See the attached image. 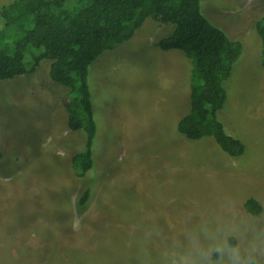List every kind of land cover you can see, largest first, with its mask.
<instances>
[{
    "label": "rangeland",
    "instance_id": "1",
    "mask_svg": "<svg viewBox=\"0 0 264 264\" xmlns=\"http://www.w3.org/2000/svg\"><path fill=\"white\" fill-rule=\"evenodd\" d=\"M201 9L244 40L217 119L245 153L231 158L213 137L177 132L190 106L191 61L161 50L171 28L147 19L89 68L94 165L78 178L72 158L86 150L87 135L68 128L70 95L50 79L51 63L32 72L29 54V73L0 82V264H264V70L255 28L264 2L201 0ZM88 186L81 213L76 201ZM250 198L263 207L258 217L244 208Z\"/></svg>",
    "mask_w": 264,
    "mask_h": 264
},
{
    "label": "trees",
    "instance_id": "2",
    "mask_svg": "<svg viewBox=\"0 0 264 264\" xmlns=\"http://www.w3.org/2000/svg\"><path fill=\"white\" fill-rule=\"evenodd\" d=\"M0 17V82L29 73L30 54L32 72L50 62V79L68 90V128L87 135L86 150L72 158L78 178H85L94 165L97 125L89 68L131 41L147 19L171 28L159 42L161 50L181 51L191 61V106L178 122L177 132L191 141L213 137L231 158L245 153L243 142L228 135L217 119L227 101L225 82L243 53V42L214 25L202 13L201 0H14L1 6ZM255 28L261 38L259 60L264 70V16ZM90 196L88 186L76 201L79 212L90 203ZM244 206L252 216L263 213L254 198Z\"/></svg>",
    "mask_w": 264,
    "mask_h": 264
},
{
    "label": "crops",
    "instance_id": "3",
    "mask_svg": "<svg viewBox=\"0 0 264 264\" xmlns=\"http://www.w3.org/2000/svg\"><path fill=\"white\" fill-rule=\"evenodd\" d=\"M257 34H258V33H257ZM232 39H233V40H237V39H239V40H241V41L244 43V40H243L242 38L236 37V38H232ZM255 40H256V39H255ZM258 40H259L260 56H261V38L258 39ZM171 52H179V51H170V52H168V53H171ZM190 75H191V72H190ZM189 86H190V79H189ZM190 97H191V90H190ZM180 105H181V102H180L179 106H180ZM190 106H191V98H190ZM190 106H188L187 108H183V109H182V113H183V114H182L181 119L189 113V111H190ZM177 111H180L179 108H177ZM181 119H179L178 121H180Z\"/></svg>",
    "mask_w": 264,
    "mask_h": 264
}]
</instances>
